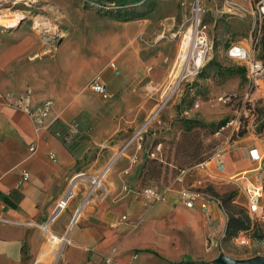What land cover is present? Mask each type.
Returning a JSON list of instances; mask_svg holds the SVG:
<instances>
[{
    "label": "crops",
    "instance_id": "1",
    "mask_svg": "<svg viewBox=\"0 0 264 264\" xmlns=\"http://www.w3.org/2000/svg\"><path fill=\"white\" fill-rule=\"evenodd\" d=\"M21 24L19 21L15 27H6L20 32L14 40L0 45V264H99L104 256H112L119 264H180L188 259L212 263L224 235L226 214L215 202L204 209L187 207L180 193L183 189L198 188L208 194L205 189L209 187L217 192L223 184H234L240 188L234 201L247 208L239 176H260L264 181V170L260 172L259 168L264 160V134L256 133L250 124L243 134H234L237 117H222L229 120L221 128L234 123L227 135L231 145L222 149L218 158H213L214 153L203 166L195 164L182 169L172 178L165 166L171 164L164 162L157 179H147L143 185L152 187L156 196L148 195L144 188H139V173L147 151L133 143L126 148L125 155L114 157L116 152L112 149L116 144L105 147L114 127L106 131L103 116L95 127L91 126L97 115L86 112L88 102L70 88L68 78L64 82L42 81L43 74H58L60 66L66 68L70 59L64 55L58 66L57 54L62 53V44L49 52L54 65L47 70L43 58L48 53L43 55L41 41L35 34L24 32ZM160 44L163 43L153 49L156 51ZM130 52L136 56V63L138 50ZM116 55L118 70L111 63V71L104 66L86 78L88 87L89 80L101 74L110 94L107 100L125 91V82L121 80L123 53ZM214 60L222 66L239 65L228 58L223 62ZM76 69L66 68L67 75L75 74ZM209 69H204L205 73ZM210 79V73L198 79L196 75L192 104L185 113L201 106L197 100V80ZM220 81L219 97L227 98L244 90H240L242 80L238 75ZM26 91L32 109L50 101V109L38 128L29 114L12 104L15 97ZM119 104L125 105L122 100ZM72 123H76L78 133L70 139ZM30 146H34V151ZM251 150L261 156L260 161L251 158ZM105 166L108 170L103 191L82 205L76 224L68 228L82 200L85 183L78 186L67 207L51 219L74 173L92 174ZM24 171L28 173L27 179H22ZM41 224H47L50 232L65 236V240L56 242L58 246L54 247L50 233Z\"/></svg>",
    "mask_w": 264,
    "mask_h": 264
},
{
    "label": "rangeland",
    "instance_id": "2",
    "mask_svg": "<svg viewBox=\"0 0 264 264\" xmlns=\"http://www.w3.org/2000/svg\"><path fill=\"white\" fill-rule=\"evenodd\" d=\"M104 1L107 2L105 5L89 0H0V45L14 40L20 32L6 27L22 22L24 32L35 34L41 41L43 55L48 53L47 58H43V67L48 70L51 64L54 65L49 52L62 44L64 52L61 49L62 53L57 54L58 66L64 55V58L70 59L65 65L67 69L79 67L80 70L67 75L66 68L60 66L58 74H43L42 81L58 79L64 82V78H68L70 88L88 102L86 112L97 115L91 126L95 127L97 120L103 118L106 119V131L114 127V134L108 137L105 144V147L116 144L112 149L116 152L114 157L125 155L126 148L137 143L147 151L142 163L146 158H156L161 165L169 163L171 165L165 166L169 168L166 171L172 178L179 167H190L187 165L197 158V152L198 155L201 153L211 157L222 148L225 141L230 139L227 135L234 124L214 134L199 129L179 135L180 115H177L176 104L185 92L194 97L191 94L194 92L193 83L197 72L205 64L211 59L227 61L226 49L231 42L242 43L249 48L251 56L264 60V16L259 15L256 0H136L127 4H123V0ZM196 5L199 8L197 28L194 25ZM125 11H133L131 15L143 12L144 17L133 15L134 19L123 20ZM191 28H195L198 37H205L204 45H201L203 61L195 71L185 72L175 89H166L178 58L180 43ZM159 42L163 44L157 46L155 51L153 46ZM135 48L138 50L136 63V56L130 52ZM120 51L123 53L121 80L125 82V91L107 100L86 87V78L104 66L111 71V63L118 70L116 54ZM152 53L154 57H151ZM211 71L209 81L197 80L200 85L197 87L200 94L197 100L201 106L197 107V111L183 112L181 115L193 117L195 113V117L205 123L218 121L225 116L232 119L237 117L235 131L243 127L246 129L250 124L256 132L262 120L258 118L257 110L264 109V98L254 104L245 101L243 94L249 88L246 78L241 81L242 92L228 95L227 98L222 95L220 97L225 100L219 99L221 81L214 79L215 74ZM30 74L34 76L32 69ZM120 100L124 106L119 104ZM184 105L182 103V107ZM77 133V125L72 123L68 132L72 135L70 139ZM260 134H264V129ZM143 185L139 188H144ZM233 189L237 192L240 188L234 184H223L217 192L222 194ZM205 192L211 195L206 189ZM53 246L58 244L55 242ZM216 253L248 258L264 255V244L244 247L229 239L221 241Z\"/></svg>",
    "mask_w": 264,
    "mask_h": 264
},
{
    "label": "built area",
    "instance_id": "3",
    "mask_svg": "<svg viewBox=\"0 0 264 264\" xmlns=\"http://www.w3.org/2000/svg\"><path fill=\"white\" fill-rule=\"evenodd\" d=\"M256 5L259 15L264 16V0H256ZM226 55L231 61L246 68V78L249 81V88L243 94L245 101L254 104L255 101L264 98V60L251 56L249 48L240 42H231L226 49ZM87 86L92 91L98 93L102 98L106 99L110 97V94L106 89V84L100 73L95 74L89 80ZM219 99L225 100L224 97H220ZM12 104L29 114L37 128L40 127L42 118L48 113L50 109V101H46L41 106L32 109L29 102V91H26V93L23 95L15 97L12 101ZM230 145L231 140L227 139L223 147L215 152L213 158H218L220 156L221 150L229 147ZM34 149V146H30V150L34 151ZM253 151L255 150H251V158L260 161L261 156H259V154L254 155L252 153ZM208 160H210V158ZM208 160L198 163L197 166H203ZM107 170L108 166H105L101 170L89 175H86L83 171H77L74 173L70 180V187L66 193L58 199L51 219H53L60 211L67 207L69 200L75 196V190L78 189V186L85 183L86 185L82 191V200L76 207L68 228H71L74 224H76L79 219L82 205L87 204L88 201L97 197L103 191L104 178ZM27 178L28 173L24 171L22 173V179ZM239 178L241 180L240 186L245 192L248 200L246 208L248 215L252 221H258L264 225V201H262V194H264V181H262L260 176L256 178H248L244 174L240 175ZM144 192L148 195H155L154 189H152V187H145ZM180 197L183 199L187 207L197 206L200 209H204L210 202H215L219 205V207H221L219 199L213 195L201 193L200 191L183 189L180 193ZM40 226L47 233H50L47 224H41ZM64 240L65 236H61L60 241L58 242H63ZM233 240L237 245L244 247H250L251 245L255 244H264V241L257 242L253 240L248 230L239 231ZM207 247L210 248V244H208ZM55 250L58 252L59 247H57ZM99 264L119 263L112 256H104Z\"/></svg>",
    "mask_w": 264,
    "mask_h": 264
},
{
    "label": "trees",
    "instance_id": "4",
    "mask_svg": "<svg viewBox=\"0 0 264 264\" xmlns=\"http://www.w3.org/2000/svg\"><path fill=\"white\" fill-rule=\"evenodd\" d=\"M138 1L140 0H137L136 2ZM132 12L125 11L123 20L134 19L133 15L138 18L144 17L143 12H139L137 14L135 13L131 15ZM262 57H264V55H262ZM209 67H211V70L214 71V74L220 80L233 75H238L242 81L246 79V68L244 66L242 65L222 66L214 59L211 60L210 63L205 65V68H202V70L197 73V76L198 77L208 76L210 70L208 71V73H205L204 69H207ZM192 98L193 97H190V95L187 92H185L183 98H181V101L176 104L177 115H180L179 116L180 118L178 119L179 130H180L179 135L189 134L199 129L207 130L210 134H214L215 132H218L219 129L228 122L229 120L228 118H222L218 121L205 123L202 122L201 120H198L197 118L181 115L185 110H187L191 106ZM182 103H185L183 107H182ZM257 116L258 118L262 119L256 128V133L260 134L262 129H264V109L262 108L258 109ZM245 130L246 129L243 127L238 131H236L234 134L241 135L245 132ZM198 154L199 153L197 152V158L194 161L190 162V164L187 166L198 164L210 158V155L201 154V153L200 155ZM184 168L185 167H179L178 172H180ZM160 172H161V162H159L156 158H151V159L146 158L140 172L141 184H145L144 181H146L147 179H157ZM206 190L210 191V193L213 196L219 199L221 207L227 217L222 241L233 239L236 236V234L241 230H248L251 238L257 242L264 241V227H262L264 225H262V223L258 221H252L246 211V208L234 201L236 190L233 189L231 191H227L222 194L212 190L211 187L207 188ZM180 264H213V263L205 260L188 259L185 261H181Z\"/></svg>",
    "mask_w": 264,
    "mask_h": 264
},
{
    "label": "bare ground",
    "instance_id": "5",
    "mask_svg": "<svg viewBox=\"0 0 264 264\" xmlns=\"http://www.w3.org/2000/svg\"><path fill=\"white\" fill-rule=\"evenodd\" d=\"M196 17L194 20V25L197 28L198 24V12L199 8L196 5L195 7ZM11 27H15L17 23L10 24ZM204 36H197L195 28H191L184 35L180 46L178 58L175 61L174 67L170 73L169 81L166 86V89L173 90L177 87L178 81L185 72H193L203 61V52L201 45H204ZM170 92V91H168ZM50 241L52 244L60 241V237L50 232Z\"/></svg>",
    "mask_w": 264,
    "mask_h": 264
},
{
    "label": "water",
    "instance_id": "6",
    "mask_svg": "<svg viewBox=\"0 0 264 264\" xmlns=\"http://www.w3.org/2000/svg\"><path fill=\"white\" fill-rule=\"evenodd\" d=\"M89 1L96 2V3L101 4V5H105L107 3L104 0H89ZM133 1H136V0H123L122 2H123V4H127V3L133 2ZM166 101L167 100H165L164 102H166ZM219 167H221V166H219ZM262 170H264V160H262L260 163V172ZM212 263L213 264H264V255L257 254V255H254V256L248 257V258H235V257L229 256V255L224 254V253H219L212 260Z\"/></svg>",
    "mask_w": 264,
    "mask_h": 264
}]
</instances>
